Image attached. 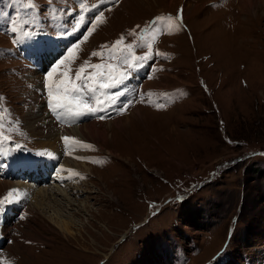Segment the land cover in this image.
Listing matches in <instances>:
<instances>
[{"label": "rangeland", "instance_id": "1", "mask_svg": "<svg viewBox=\"0 0 264 264\" xmlns=\"http://www.w3.org/2000/svg\"><path fill=\"white\" fill-rule=\"evenodd\" d=\"M239 4L0 0V141L51 153L63 166L68 160L77 165L70 167H91L80 190L64 185L71 203L61 212L77 219L71 234L22 199L16 217L0 225V264H264V11L244 14ZM155 13L164 23L151 41L159 55L135 102L126 89L109 93L106 105L96 93L89 101L79 86L80 107L100 113L78 126L94 123L105 139L77 147L67 136L55 150L41 147L26 131L36 105L46 113L41 79L66 74L65 85L77 86L81 67L98 55L116 58L118 43L135 46L140 26ZM84 20L69 48L77 47L57 61L63 63L51 80L48 70L26 72L31 63L19 50L21 31L71 32ZM95 66L88 82L102 77ZM45 125L44 134L51 124ZM12 185L0 177V201L11 200Z\"/></svg>", "mask_w": 264, "mask_h": 264}, {"label": "bare ground", "instance_id": "2", "mask_svg": "<svg viewBox=\"0 0 264 264\" xmlns=\"http://www.w3.org/2000/svg\"><path fill=\"white\" fill-rule=\"evenodd\" d=\"M261 9L264 11V0H240L239 10H241L244 14L246 13L256 14V11L261 10ZM55 40L53 37H47L46 39L44 36H42L41 33H38L36 35H31L30 40H29L30 43L28 47H26L27 53L25 55L32 61L33 64L34 62H36L37 66H43L47 60L52 61L57 56L58 51L60 50V47L62 46L63 43H65L64 38L60 39V41H55ZM46 49H48L50 52H48V50ZM49 63L50 62L48 61L45 67ZM30 78H32V75H30ZM28 81H31V80H28ZM128 110H129V107L120 116L127 114ZM139 112L140 111L136 109L135 111L132 112V114L133 116L136 114L139 115L140 114ZM32 113H33V117H32V120L28 123L26 127L27 129L26 131H28V133L32 137L39 139L41 147L45 146L50 150L57 149L56 142L58 138L59 139L61 138V140L63 141V137L70 136L72 137V139L76 140V141L72 140L70 142H73L74 145L78 147L81 145L85 146L90 141L97 142V140H104L106 137V132L98 131L94 123H88V124H83V125L78 126L79 122L78 123L71 122L70 121L71 116L66 109H58V112H57L58 117L63 121L61 123L63 124L62 129L55 126L54 123L51 121L52 119L50 120L48 119L49 117H46L47 113L42 112L39 105H36V110L35 112H32ZM113 119L114 118L108 119L106 122H108L109 120H113ZM89 120H85L84 122H87ZM116 121L118 123L119 122L121 123L122 119H118ZM94 122H95V119H94ZM96 122H103V121L97 120ZM117 122H114V123L118 124ZM120 123H119V126L121 125ZM45 124H51L50 125L51 130L49 128L47 131L48 133L44 134L43 130H44V127L46 126ZM55 131L58 132V134ZM114 155L117 156V154H114ZM48 158L51 159L54 163V167H53L54 173H52L51 175L52 179L50 183L46 184V183L38 182L36 180H34L32 183L13 180V185L10 187V190L13 193H19V195L26 198L28 202L30 201V204L32 203L36 207V209H38V211H41L43 215L47 218V220L53 223L59 230L64 231L66 234H71L69 231V225H72V223L74 224V222L76 223L75 220L77 219L74 220V219L69 218L71 217V214L69 212H65V213L61 212L63 209V206L64 208H67L68 204L71 203V200H70L71 192H68L69 187H66L64 185L72 184L75 187V191L77 192L78 189L80 190L78 183L80 181L82 182L83 179L87 178L84 175L88 173L86 171L91 170V167L86 166L84 164L85 162L83 161L84 162L82 163L83 165L80 163L78 164L79 166V169H78L74 167V166H77L75 161H70L69 163L68 160L64 166L62 165L64 164L63 162L62 164L56 165V161L50 158V155H48V157L47 156L42 157V159L45 161H47ZM3 161L4 160H3V154H2V157H0V162L3 163ZM33 164L34 163L29 160L18 161L17 164H9V160L7 159L4 161L3 166L6 172L12 171L14 173H18L19 168H22L23 166L25 167L32 166ZM70 165H74L73 167L75 169L73 167H70ZM82 168L84 170H82ZM70 188L72 187L70 186ZM13 190H16V191H13ZM50 202L51 204L55 203L56 205L58 204L59 206L51 209V207H47V204H49ZM7 245H5V247Z\"/></svg>", "mask_w": 264, "mask_h": 264}, {"label": "snow or ice", "instance_id": "3", "mask_svg": "<svg viewBox=\"0 0 264 264\" xmlns=\"http://www.w3.org/2000/svg\"><path fill=\"white\" fill-rule=\"evenodd\" d=\"M98 19H99V16L97 17V20H98ZM88 31L91 32L92 29L89 28ZM85 39H87V36H85ZM76 47H77V45H73L72 48H69V49H68V54H69V56L72 55V53H73V51H74V49H75ZM138 59H139V58H138ZM62 63H63V60H61L60 62H58V64H57L56 66H54V67L52 68V70L48 73V78H49L50 80H51V78L53 77V75L56 73L57 68L59 67V64H62ZM95 67L99 68L100 65H96ZM83 72H84V68L81 67V69L76 73L77 79H80V78H81ZM66 80H67V76H66V74H65V78H64L63 80L60 81V84H61V85L65 84V81H66ZM119 82H120V81H117V83H119ZM102 86H103V87H109L108 84H104V85H102ZM75 88H76V85L73 83V84H72V89L74 90ZM68 91H69V89L64 88V93H65V96H64V97H61V96H54L53 93H52L51 87H49V96L52 98V100H57V101H58V100H61V99L66 98V95H67ZM62 106H63L62 104H60V103H56L55 106L52 108V110L55 111L56 108H59V107H62ZM93 111H95V109H93ZM100 118L103 119L102 116H101ZM63 139H64V140H68L69 137H63ZM13 191H16V190H13Z\"/></svg>", "mask_w": 264, "mask_h": 264}]
</instances>
